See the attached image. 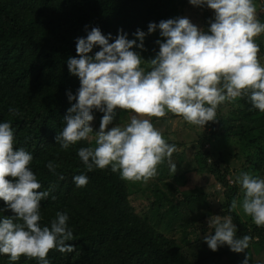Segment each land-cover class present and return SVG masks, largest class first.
I'll list each match as a JSON object with an SVG mask.
<instances>
[{"label":"trees","instance_id":"1","mask_svg":"<svg viewBox=\"0 0 264 264\" xmlns=\"http://www.w3.org/2000/svg\"><path fill=\"white\" fill-rule=\"evenodd\" d=\"M187 4L188 0H0V122H11L14 147L32 153L29 167L41 190H49V197L41 201L40 223L48 225L57 211H66L73 231V240L68 242L74 245L73 251L49 250L50 264H232L235 251L227 245L213 251L204 240L213 231L207 220L215 213L221 218L230 215L237 225V236L251 237V254L264 258V226L251 224V219L243 222L236 209L229 212L238 188L229 184L224 152L215 147L222 140L237 139L240 150L236 148L235 156L253 153L249 171L264 177V112L253 108L246 97L219 105L217 120L207 122L209 133L191 144L197 167L191 169L187 163L184 167L178 153V162L172 161L176 163L175 172L167 160L158 165L157 177L144 187L150 189L151 199L148 212L142 215L128 198L129 180L110 167L85 169L77 149L89 146V140L78 141L66 150L55 141L64 126L67 108L75 102L68 101L66 90L75 94L79 87L78 77L67 69V58L78 56L76 38L85 36L86 28L90 31L96 26L103 34L112 33V38L122 29L127 38L136 39L133 33L139 28L146 33L144 48L133 49L149 59L159 49L156 40L164 38L159 36V29L147 33L148 23L184 17ZM262 5L264 8V0ZM203 16L208 18L206 11ZM261 49L264 51V46ZM97 50L99 46L89 55ZM226 106L230 107L228 113H223ZM10 108L18 109V113L10 112ZM125 113L124 109L117 110L113 121H121ZM102 115L93 110L95 120ZM224 122L227 124L222 128ZM90 140L94 146V139ZM48 161L58 165L56 171L63 179L47 169ZM198 170L222 184L221 197L216 190L182 189L188 173ZM80 173L88 177L83 187H77L72 179ZM212 204L217 205L216 210L211 209ZM0 209H4L0 215H13L2 199ZM162 228L172 234L168 236ZM175 228L181 229L182 241L190 230H196L197 239L182 245L174 238ZM186 246L202 249L205 257L191 255L185 251ZM0 264L13 262L7 254H0ZM14 264L38 262L21 255Z\"/></svg>","mask_w":264,"mask_h":264},{"label":"clouds","instance_id":"2","mask_svg":"<svg viewBox=\"0 0 264 264\" xmlns=\"http://www.w3.org/2000/svg\"><path fill=\"white\" fill-rule=\"evenodd\" d=\"M188 3L213 10L207 30L180 16L149 22L147 33L159 29V36L164 38L156 40L159 49L149 59L133 49L144 48L146 33L139 28L133 33L136 39L127 38L122 29L112 38V33L103 34L96 26L90 31L86 28L87 34L76 38L78 56L67 58V69L78 77L79 87L75 94L66 90L68 101L75 102L67 108L64 126L55 141L66 150L78 141L89 140V146L77 149L87 171L110 167L122 179L147 182L157 175L158 165L167 160L175 172L171 156L176 145L165 140L151 117L170 112L203 129L207 122L217 120L219 105L240 97L264 112V63L258 60L255 39L264 33V21L258 18L254 0ZM96 46L99 50L89 55ZM94 109L103 115L92 146L90 134L94 130L90 122ZM117 109L131 110L130 122L114 125ZM9 111L18 113L14 108ZM14 143L11 122H0V199L13 213L0 215V254H7L13 264L21 255L36 258L38 264H50L49 250L73 251L74 245L68 243L73 240L69 216L66 211H57L48 225L40 223L41 201L49 197V190H41L29 167L32 153L14 147ZM45 166L63 179L56 171L57 164L48 161ZM72 179L77 187L88 182L84 173ZM234 182L240 186L242 199L238 202L234 198L229 212L239 204L256 226H264V177L242 171ZM3 211L0 209V213ZM207 224L213 231L204 240L211 250L223 245L235 252L248 248L251 237L237 236V225L230 215H212ZM248 257L247 252L240 264H249Z\"/></svg>","mask_w":264,"mask_h":264},{"label":"rangeland","instance_id":"3","mask_svg":"<svg viewBox=\"0 0 264 264\" xmlns=\"http://www.w3.org/2000/svg\"><path fill=\"white\" fill-rule=\"evenodd\" d=\"M263 0H254V3L256 4L257 8V15L258 18L261 19V21H264V8L262 5ZM205 11L207 12V19L203 16ZM184 17H187L190 19V21L197 25L198 27H201L204 30H207L209 21L213 19V10L205 7V10L202 6H193L190 3L186 5L184 8ZM256 42L259 44V52L257 53L258 60L261 63H264V51L261 49V46H264V33L260 34L258 37L255 38ZM229 105V104H228ZM235 106V105H234ZM230 107L226 106L225 110L222 111L223 113H228ZM119 111V109H117ZM122 110V109H120ZM125 118L117 119L116 121H113L114 125L124 126L128 122H130L132 111L131 110H125ZM226 111V112H225ZM119 115V114H118ZM219 115V114H218ZM120 118V116L118 117ZM219 118V116H218ZM151 122L154 124V127L159 129L163 137L166 141L172 140L174 141L176 145L175 151L172 153L171 160L178 162L179 156L177 153L182 157L183 160V166L185 167V164L187 163L188 166L192 169V167H197L193 157H191V144L195 143V140L198 138V136L206 135L210 131V125L206 123V125L203 127V129L200 126H195L189 122H186L183 120V118L179 115H173L172 113H167L163 117H151ZM100 119L98 120H92L90 123L93 127L94 132L90 134V138L94 139L95 137V130L99 127ZM226 122L222 124V128L226 127ZM111 126V125H109ZM95 141V140H94ZM228 145V146H227ZM227 146V148H226ZM239 141L237 139H230V140H222L221 142H218L215 147L220 148L223 153L224 161L226 164H228L229 169L226 173L227 179L229 180V184L237 186V190L235 192V199L239 202L242 199V192L240 189V186L238 183H235V178L237 175H239L240 172L249 171V165H251V161H253V153H247L243 152L240 156H235V152H237L238 148L240 150ZM245 150V148H244ZM187 171V170H186ZM184 171V172H186ZM158 173V171H157ZM253 173V172H251ZM255 174V173H253ZM258 174V173H257ZM157 175L151 179H149L147 182L144 181H128L127 185L130 189V195L128 196L130 202L134 205L136 211L139 214H144L148 212V209H146L150 199V189L144 188L147 184L152 183V181L155 180ZM187 181L186 183L182 184L183 188L185 190H189L192 188L200 189H208L219 191L218 196L221 197V190H224L222 187V184L216 183L213 179V176L208 174L207 172L203 171H195V172H189L188 176H186ZM182 187V186H181ZM217 205L212 204L211 209L216 210ZM237 213L240 215L243 222H246L247 220H250L251 218L243 213V210L239 207L236 208ZM217 212V211H215ZM215 215H218L215 213ZM247 219V220H246ZM251 224H254L251 222ZM174 226V225H173ZM175 232H173V235H175V239L178 242H181V244H185L187 242H195L197 239V232L196 230H190V233L186 234V240L182 241V231L181 229L175 228ZM162 231L166 233L168 236L169 234H172L170 231L166 230L165 228H162ZM189 232V231H188ZM228 248V247H227ZM186 252H191V255L197 257H205L203 255L204 252H200L201 250L197 249L196 246H191L184 248ZM249 253V264L255 263L257 260H259L258 264H264V258L251 254V249L247 248L243 252H234L233 260H231L232 264H240V262L244 259L245 253ZM206 254V253H205ZM224 264V263H223Z\"/></svg>","mask_w":264,"mask_h":264}]
</instances>
